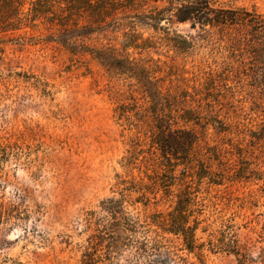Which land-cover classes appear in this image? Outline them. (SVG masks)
<instances>
[{
  "label": "trees",
  "instance_id": "obj_1",
  "mask_svg": "<svg viewBox=\"0 0 264 264\" xmlns=\"http://www.w3.org/2000/svg\"><path fill=\"white\" fill-rule=\"evenodd\" d=\"M22 6L0 0V27L25 28V43L50 49L74 69L107 74L120 87L114 111L131 133L122 159L127 176H118L119 197L89 211L100 215L92 246L106 238L112 248L129 247L135 264H195L178 250L202 264L205 250L233 254L239 264H264V245L242 241L232 223L206 241L197 234L209 226L203 223L211 187L260 171L250 165L251 157L264 162V136L223 118L210 88L189 86L185 76L166 84L156 70L160 52L179 55L193 46L180 23L209 25L208 32L244 51L264 48V15L217 0H30ZM137 204L142 208H128ZM11 211L0 200V245Z\"/></svg>",
  "mask_w": 264,
  "mask_h": 264
},
{
  "label": "rangeland",
  "instance_id": "obj_2",
  "mask_svg": "<svg viewBox=\"0 0 264 264\" xmlns=\"http://www.w3.org/2000/svg\"><path fill=\"white\" fill-rule=\"evenodd\" d=\"M29 1L21 0L24 10ZM217 2L264 15V0ZM179 28L193 46L179 55L160 52L157 74L166 84L185 76L189 86L205 85L223 118L264 136V48L237 50L209 25ZM25 35V28L0 27V200L12 204L0 264H135L129 247L112 248L106 238L92 246L100 215L88 214L119 197L118 176H127L122 159L131 133L114 111L120 87L107 74L74 69L50 49L25 43ZM251 158L259 172L211 187L200 241L232 223L242 241L264 245V162ZM134 207L142 205H128ZM203 264L239 263L233 254L205 250Z\"/></svg>",
  "mask_w": 264,
  "mask_h": 264
}]
</instances>
